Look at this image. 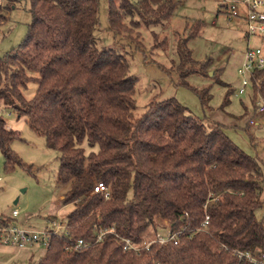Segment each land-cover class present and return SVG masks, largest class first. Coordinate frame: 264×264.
Segmentation results:
<instances>
[{
  "label": "trees",
  "instance_id": "trees-1",
  "mask_svg": "<svg viewBox=\"0 0 264 264\" xmlns=\"http://www.w3.org/2000/svg\"><path fill=\"white\" fill-rule=\"evenodd\" d=\"M19 1L8 0L7 7ZM26 1L27 34L0 56V104L25 117L60 154L57 182L69 185L65 204H74L64 226L68 236L53 235L31 264H251L237 253H264V220L255 215L264 207L258 160L227 136L224 125L206 124L174 98L155 100L134 117L137 79L123 55L97 45L100 0ZM185 1L109 0V30L139 46L142 26L163 25ZM201 26L194 23L180 46L183 85L209 66L194 61L186 46ZM32 80L38 89L27 100L23 90ZM250 84L257 112L264 69L252 72ZM195 91L210 108V88ZM229 103L227 97L224 106ZM18 140L20 133L0 115L7 171L26 166L11 148ZM98 183L108 188V199L94 192ZM212 198L217 201L206 209ZM159 221L181 234L177 244L155 242L139 253L124 249L125 239L142 246L143 235ZM79 241L89 246L77 248Z\"/></svg>",
  "mask_w": 264,
  "mask_h": 264
},
{
  "label": "rangeland",
  "instance_id": "rangeland-1",
  "mask_svg": "<svg viewBox=\"0 0 264 264\" xmlns=\"http://www.w3.org/2000/svg\"><path fill=\"white\" fill-rule=\"evenodd\" d=\"M7 5L0 10L7 19L5 24L0 23V56L21 43L31 22L28 1L21 0L9 8ZM232 5L240 8L235 0H187L163 25L142 26L141 45L138 46L134 41L115 37L109 30V0H100V23L95 37L98 47L114 49L123 55L130 75L137 79L135 118L144 114L153 101L174 98L206 124L218 122L224 125L227 136L246 154L257 159L264 173V124L250 125L252 120L260 121V118L251 102L250 80L247 78L249 85L240 93L243 78L238 72L247 50L264 48V41L256 37L247 38L245 22L229 15L230 10L225 8ZM197 22L202 23L199 35L189 39L186 46L194 61L209 66L205 72L198 70L190 74L185 78L186 85H183L178 69L181 64L180 46ZM161 43L162 46L158 45ZM30 76L37 78L35 74ZM207 88H210L212 100L210 108L205 109L195 90ZM37 89L38 84L30 81L23 90L24 97L31 100ZM227 97L230 103L224 106ZM0 115L9 128L20 133L22 140L12 143L11 148L26 165L7 171L0 150V216L12 219L17 227L28 230H55L57 225L64 227L74 204H65L69 185L57 182L60 154L48 148L45 139L30 130L25 117L19 118L2 104ZM14 211L20 216L14 218ZM255 215L258 220H264V207L256 210ZM158 226L156 230H147L143 244L156 237L167 236V224L159 221ZM39 249L35 261L45 254L44 247Z\"/></svg>",
  "mask_w": 264,
  "mask_h": 264
},
{
  "label": "built area",
  "instance_id": "built-area-1",
  "mask_svg": "<svg viewBox=\"0 0 264 264\" xmlns=\"http://www.w3.org/2000/svg\"><path fill=\"white\" fill-rule=\"evenodd\" d=\"M6 3H8V0H0V10H3ZM235 3L240 6L239 9L235 5L229 7L225 6L226 9L230 10L229 15L240 18L245 22L246 35L248 39L256 37L264 41V0H235ZM226 14H228L227 11ZM255 69H264V48L247 50L243 66L238 71L239 75L243 78L240 93H243L245 88L249 85L247 78L250 80L251 74ZM258 99L259 105L257 109V117L260 118V121L252 120L250 122V125L252 126L259 125V123L264 124V96H259ZM94 192L102 193L106 199L110 197L108 188L102 183H98L94 187ZM216 201L217 198H212L209 203H207L206 209L209 205L215 203ZM16 216H18V212L14 211L13 217ZM209 222L210 216L207 215L202 227L205 229L209 225ZM56 227L57 228L55 230L46 231L28 230L6 223L5 218L0 216V244L18 248L31 247L34 245H40L44 248H47L53 235H58L64 232L65 236H68V233L65 232V227L62 225H57ZM166 232V237H156L154 240L149 241L146 244L144 243L142 246L136 245L129 239H125L124 249L139 253L142 249H149L150 246L155 242L163 244L173 241L177 244V239L181 234L179 232L172 233L169 227L166 228ZM106 233H108L106 230L99 232L96 242H100ZM83 246L87 247L89 245L79 241L77 248H81ZM237 256L240 260H245L251 264H264V253L251 254L249 252H238Z\"/></svg>",
  "mask_w": 264,
  "mask_h": 264
},
{
  "label": "crops",
  "instance_id": "crops-1",
  "mask_svg": "<svg viewBox=\"0 0 264 264\" xmlns=\"http://www.w3.org/2000/svg\"><path fill=\"white\" fill-rule=\"evenodd\" d=\"M19 216L20 214L14 218ZM9 223L17 226L12 223V219ZM39 248L42 249L43 247L34 245L31 247L18 248L0 244V264H31V261H35V255L40 251Z\"/></svg>",
  "mask_w": 264,
  "mask_h": 264
}]
</instances>
